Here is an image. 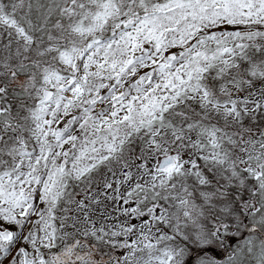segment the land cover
<instances>
[{
    "label": "snow or ice",
    "instance_id": "6c2138e0",
    "mask_svg": "<svg viewBox=\"0 0 264 264\" xmlns=\"http://www.w3.org/2000/svg\"><path fill=\"white\" fill-rule=\"evenodd\" d=\"M0 264H264V0H0Z\"/></svg>",
    "mask_w": 264,
    "mask_h": 264
}]
</instances>
